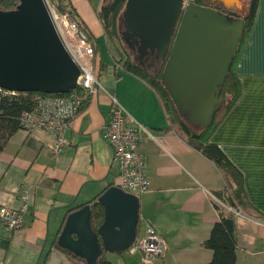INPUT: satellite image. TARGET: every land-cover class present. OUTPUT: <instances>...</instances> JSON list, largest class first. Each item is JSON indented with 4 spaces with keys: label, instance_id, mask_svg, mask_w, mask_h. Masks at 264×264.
Returning <instances> with one entry per match:
<instances>
[{
    "label": "crops",
    "instance_id": "obj_1",
    "mask_svg": "<svg viewBox=\"0 0 264 264\" xmlns=\"http://www.w3.org/2000/svg\"><path fill=\"white\" fill-rule=\"evenodd\" d=\"M78 15L99 46L93 66L100 87L71 121L66 134L69 145L59 156L51 153L52 136L41 129H19L0 153V206L18 208L22 191L30 195L22 228L10 230L0 223V264H46L67 216L117 185L119 167L113 161V148L104 138L112 98L130 116L133 128L143 126L153 136L139 144L147 160L145 171L151 187L139 196L135 243L141 242L150 224L167 244L165 255L155 264L209 263L213 252L203 243L220 211L228 214L231 210L223 203L226 181L221 170L177 132L156 89L122 69L121 50L112 42L111 48L105 40L102 22L110 59L101 57V42ZM233 72L241 93L211 138L242 172L245 192L254 208L249 211L252 216L236 212L235 264H264V0H258ZM128 251L108 253L106 258L114 264L108 255H116L121 263L133 264L124 256Z\"/></svg>",
    "mask_w": 264,
    "mask_h": 264
},
{
    "label": "water",
    "instance_id": "obj_2",
    "mask_svg": "<svg viewBox=\"0 0 264 264\" xmlns=\"http://www.w3.org/2000/svg\"><path fill=\"white\" fill-rule=\"evenodd\" d=\"M122 18L127 39L136 40L143 54L157 48L163 61L180 22L162 82L184 119L207 129L245 21L184 0H127ZM80 76L44 0H20L16 9L0 10L1 90L69 94ZM96 204L104 208L97 229L92 224ZM139 220V197L113 186L68 215L46 264H98L108 253L127 251L136 241Z\"/></svg>",
    "mask_w": 264,
    "mask_h": 264
},
{
    "label": "trees",
    "instance_id": "obj_3",
    "mask_svg": "<svg viewBox=\"0 0 264 264\" xmlns=\"http://www.w3.org/2000/svg\"><path fill=\"white\" fill-rule=\"evenodd\" d=\"M127 0H103L99 10V18L104 27L105 35L112 42L119 36L117 30V18L125 7ZM62 11H68L73 18H78L80 26L89 36L94 44V63L95 57L99 52V46L95 38L80 19L76 8L71 0H57ZM20 0H0V10L10 11L17 8ZM258 0H251L248 15L240 17L245 21L242 39L236 53V56L230 66L229 74L221 87L219 94V107L215 112L212 124L207 129L192 126L186 121L183 115L178 111L173 99L171 98L167 87L162 82V73L166 65L163 61L159 75L144 70L131 58L121 59L122 69L132 72L145 79L160 94L164 101L170 121L177 132L192 146L195 150L202 153L208 159L213 161L221 170L226 188L223 197V203L230 207L228 214L220 211V217L214 224L209 238L203 243L204 247L213 252L212 260L207 264H235L237 260V215L236 212H243L247 215H253L250 208V202L247 198L242 172L230 161L222 148L212 141L211 135L219 121L225 116L228 110L233 106L241 93V84L233 72L236 57L244 40L246 32L251 27L257 10ZM68 8V9H67ZM115 43V42H112ZM73 92V91H72ZM70 94V93H69ZM69 94H47L44 92H17L12 93L6 90H0V153L4 150L10 138L20 129V119L25 111L33 110L40 98L46 96H67ZM90 99L86 100L79 111H82ZM93 200L89 204L94 203ZM85 206V205H83ZM82 206V207H83ZM81 208V207H80ZM254 209V208H253ZM68 217V216H67ZM104 221V208L100 204L92 207V224L97 229ZM66 221H64L65 224ZM57 240V239H56ZM53 244V247L55 246ZM123 253V252H120ZM98 264H112L104 256Z\"/></svg>",
    "mask_w": 264,
    "mask_h": 264
},
{
    "label": "built area",
    "instance_id": "obj_4",
    "mask_svg": "<svg viewBox=\"0 0 264 264\" xmlns=\"http://www.w3.org/2000/svg\"><path fill=\"white\" fill-rule=\"evenodd\" d=\"M44 2L64 45L79 65L81 76L77 88L69 95L42 97L33 110L25 111L20 119V129L28 132L41 129L52 136L51 153L59 156L69 145L66 134L71 121L78 114L80 106L97 91L100 83L93 66L94 44L81 28L79 19L73 18L68 11H62L57 0ZM112 99L110 120L104 127V138L113 148V161L119 167L116 186L139 197L151 187L145 171L147 160L140 153L139 144L153 136L143 126L133 128L130 116L115 98ZM29 205L30 195L24 190L18 208L0 206V223L10 230L22 228ZM133 248L141 254L142 264H155L156 260L165 255L167 244L156 228L147 224L143 239L135 243Z\"/></svg>",
    "mask_w": 264,
    "mask_h": 264
},
{
    "label": "flooded vegetation",
    "instance_id": "obj_5",
    "mask_svg": "<svg viewBox=\"0 0 264 264\" xmlns=\"http://www.w3.org/2000/svg\"><path fill=\"white\" fill-rule=\"evenodd\" d=\"M184 2L186 5L194 3L203 7L212 8L222 14L227 15L228 17L236 19H241L240 17L244 16V12H249L250 7V3L246 4V7L244 6V0H184ZM246 14L248 15V13ZM179 24L180 22L178 23L172 38L170 50L174 43ZM120 26V38L121 42L123 43V49L125 50L126 58H131L140 67L152 73L153 75H159L163 65V60L158 56V49L156 48L154 51L149 49L146 54H143L139 51V44L136 42V40L127 39V36H125L124 33L127 31V27L123 18ZM169 51L165 57V60L168 59V55L170 54ZM122 55L125 56V54Z\"/></svg>",
    "mask_w": 264,
    "mask_h": 264
},
{
    "label": "rangeland",
    "instance_id": "obj_6",
    "mask_svg": "<svg viewBox=\"0 0 264 264\" xmlns=\"http://www.w3.org/2000/svg\"><path fill=\"white\" fill-rule=\"evenodd\" d=\"M101 1L102 0H71V2L78 9V12L80 13L81 17L90 26V28L93 30V32L98 37V40L101 42V47H102V52H101L102 56L101 57L102 58L106 57L107 59H110V54L107 51L105 42H104L103 37H102V28H101L100 19L98 16V8L100 7ZM250 1L251 0H244V6L246 7V4H249ZM102 4H103V2H102ZM99 10H100V8H99ZM123 11H124V8H123L122 12L120 13V15L118 16L117 22H116L119 36H117L114 41L112 40V42H115V44H118V47L121 50V53L125 54V56L123 55V59H125L126 53H125V50L123 49V43L121 42V38H120V31H121L120 25L122 22ZM105 40L107 41L108 38ZM108 42H109L111 48H113L114 46L111 44V41L108 40ZM124 256H126L130 260V262L133 264H139L138 259L141 260L140 253L138 251H136L134 248H130L129 251L124 254ZM109 257L111 258V260L114 264H118V262H120V264H125V263H121V261H118V259H117L118 257H116V255H115V257L108 255V258Z\"/></svg>",
    "mask_w": 264,
    "mask_h": 264
}]
</instances>
